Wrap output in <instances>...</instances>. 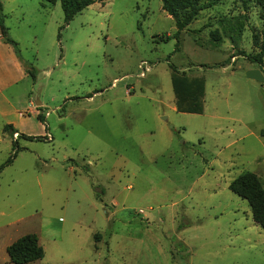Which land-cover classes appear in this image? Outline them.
Listing matches in <instances>:
<instances>
[{
	"label": "rangeland",
	"instance_id": "1",
	"mask_svg": "<svg viewBox=\"0 0 264 264\" xmlns=\"http://www.w3.org/2000/svg\"><path fill=\"white\" fill-rule=\"evenodd\" d=\"M3 2L35 79L6 90L23 98L20 127L33 138L15 139L0 113V264H15L6 246L26 233L44 256L25 264H264V226L247 201L225 186L228 209L216 219L209 190L246 171L264 188V82L246 75L264 76L252 41L260 7L203 9L175 50V38L162 39L176 31L162 0H97L61 29L58 1ZM237 23L232 40L226 27ZM11 48L0 33L2 76ZM170 65L204 79L201 113L176 110Z\"/></svg>",
	"mask_w": 264,
	"mask_h": 264
},
{
	"label": "trees",
	"instance_id": "2",
	"mask_svg": "<svg viewBox=\"0 0 264 264\" xmlns=\"http://www.w3.org/2000/svg\"><path fill=\"white\" fill-rule=\"evenodd\" d=\"M57 0H42L43 5H53ZM63 11V24L59 27L61 29L72 20V18L84 8L94 3L97 0H58ZM101 1V0H100ZM225 0H162V9L166 11L174 21L176 31L172 36L166 35L162 37L163 40H168L171 37L176 39L175 50L179 49V37L182 30H184L191 22L197 19L200 11L206 8H211ZM246 6V0H242ZM260 7L261 16L264 19V0H251ZM219 21H223V16ZM221 24V28L229 27L232 31L229 37L234 40L240 36L243 31V24H232L227 26ZM0 33L5 38V41L11 45L13 51L22 64L24 71L35 79V69L28 65L20 55L17 49L16 41L12 40L7 34V27L4 25V13L2 2L0 0ZM210 39L214 43L222 40L218 29L209 32ZM58 40L60 33H58ZM252 41L255 46L260 47V52L264 51V26L260 33L252 34ZM255 58V57H253ZM171 67V84L174 92L175 108L180 112L201 113L203 111L204 98V79L199 76H189L184 71L178 70L175 66ZM37 118L42 121L41 114H37ZM12 135L14 133L12 125L6 124L4 126ZM24 136L26 138H33L24 134H18V137ZM11 159L8 160V162ZM229 190L245 199L249 204L252 220L261 226H264V188L258 176L250 171L243 172L236 176L228 184ZM6 252L11 262L15 264H25L31 261L41 259L44 256V249L39 243L37 234L26 233L9 245L6 246Z\"/></svg>",
	"mask_w": 264,
	"mask_h": 264
},
{
	"label": "crops",
	"instance_id": "3",
	"mask_svg": "<svg viewBox=\"0 0 264 264\" xmlns=\"http://www.w3.org/2000/svg\"><path fill=\"white\" fill-rule=\"evenodd\" d=\"M58 1V0H57ZM56 1V2H57ZM2 2V8L4 10V2L3 0H1ZM55 2V3H56ZM59 2V1H58ZM14 12L16 11L17 8H22V2H17L14 5ZM40 9H45L47 8L46 5H43L42 3H40L39 5ZM10 12H13V10ZM8 12V13H10ZM23 13V12H22ZM23 17V16H22ZM2 39L5 40V38L2 36ZM12 50L10 51V53L7 55L8 59H9V64L11 66V68H8L7 70L3 71V76L0 74V113L1 115L7 116V118H5V124H11L12 128H13V137L14 134H16V136L14 137L15 139H18V134H24L27 136H31V134L29 133H24L22 131V128L20 127V117L24 116V113L22 111L19 110V108L17 106H15L16 104H20L22 101L23 102V98L20 100L19 96L20 93H17L15 96L11 98H9V96H7L6 94V90L7 88H11L14 83H16L18 80H21L23 78H25V76L27 75V73L24 71L21 63L19 62L18 58L16 57L13 48H11ZM0 63H2V65H5V60L4 57H0ZM14 73H13V72ZM3 78V80L1 79ZM11 92V91H10ZM14 92V91H12ZM15 94V93H14ZM25 94L21 93V95L23 96ZM29 105L34 106V109L31 108V113H34L35 115L39 114V105L43 106L42 101H34L29 100ZM41 128H42V133H47V128L43 123H39ZM5 129V128H4ZM228 170V168H227ZM222 182H226V181H218L215 182L212 186H210L209 190L211 191V193L213 195H216L215 198L213 199V204L211 205L212 207V216L216 219L219 218V216H222L224 214V211L226 209H228V204L224 203L223 201H221V199L219 198V192L220 190H224V187H228V184L230 182H226V183H222ZM222 183V184H221ZM229 189V188H228Z\"/></svg>",
	"mask_w": 264,
	"mask_h": 264
},
{
	"label": "water",
	"instance_id": "4",
	"mask_svg": "<svg viewBox=\"0 0 264 264\" xmlns=\"http://www.w3.org/2000/svg\"><path fill=\"white\" fill-rule=\"evenodd\" d=\"M247 77L253 78L259 82H264V76L259 69H251L246 73Z\"/></svg>",
	"mask_w": 264,
	"mask_h": 264
},
{
	"label": "built area",
	"instance_id": "5",
	"mask_svg": "<svg viewBox=\"0 0 264 264\" xmlns=\"http://www.w3.org/2000/svg\"><path fill=\"white\" fill-rule=\"evenodd\" d=\"M16 136V134H14V137ZM45 136H47V137H49L50 138V135L48 134V133H46V135Z\"/></svg>",
	"mask_w": 264,
	"mask_h": 264
}]
</instances>
